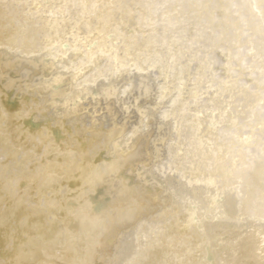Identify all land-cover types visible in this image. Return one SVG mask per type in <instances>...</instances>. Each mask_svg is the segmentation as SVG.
I'll return each mask as SVG.
<instances>
[{
	"label": "bare ground",
	"instance_id": "obj_1",
	"mask_svg": "<svg viewBox=\"0 0 264 264\" xmlns=\"http://www.w3.org/2000/svg\"><path fill=\"white\" fill-rule=\"evenodd\" d=\"M0 264H264V0H0Z\"/></svg>",
	"mask_w": 264,
	"mask_h": 264
}]
</instances>
